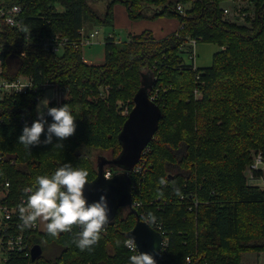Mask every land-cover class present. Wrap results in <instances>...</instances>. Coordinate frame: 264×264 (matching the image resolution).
<instances>
[{"label": "trees", "instance_id": "16d2710c", "mask_svg": "<svg viewBox=\"0 0 264 264\" xmlns=\"http://www.w3.org/2000/svg\"><path fill=\"white\" fill-rule=\"evenodd\" d=\"M0 1L22 7L21 29L0 24V42L6 45V76L15 79L31 73L36 82L48 79L69 86L71 99L65 103L76 117L75 133L59 141L62 146L56 145L54 138L52 144L29 149L18 141L25 125H0L1 177L10 180V201L28 197L26 189L33 187L38 175L51 174L65 163L86 168L87 179L93 180L98 166H93L92 151L110 150L117 157L122 149L118 137L127 116L119 114L116 101H126L130 94L134 98L133 91L157 76L155 86L166 88L156 101L162 117L148 143L151 152L145 185L133 192V198L139 199V194L149 213L161 218L167 229L175 230L168 259L157 264H186V256L196 252L201 259L198 264L204 260L208 264H241L244 250L264 248L263 244L248 245L250 240H264V187L249 183L246 175L253 151L264 155V0H255L256 17L250 25L227 21L221 10L224 0L197 1L184 18L177 5L189 0ZM101 3L104 11L98 8ZM120 3L133 20L176 17L185 27L178 35L161 40L145 30L116 42L115 36L106 32L104 62H85L84 49L76 47L82 38L80 30L114 25L113 8ZM52 35L67 38L70 44L59 53L46 51L42 42ZM187 36L222 47L210 67L198 69L200 81L184 62L181 46ZM25 50L28 58L21 55ZM103 85L112 87L110 103L87 99L90 93L98 94ZM195 88L202 91L201 98H195ZM46 89L0 102V117L24 116L31 119L30 126ZM129 105L131 109L132 101ZM263 175V171L254 172L255 177ZM192 193L200 204L190 210L193 201L187 196ZM136 220L127 206L119 208L88 250H80L74 243L77 228L57 236L21 228L28 233L30 246L40 244L43 253L35 261L31 256L13 259L14 264H128L133 253L124 241ZM179 230L183 233L178 234ZM45 243L56 244L61 251L48 257L44 255Z\"/></svg>", "mask_w": 264, "mask_h": 264}, {"label": "built area", "instance_id": "2783aa9c", "mask_svg": "<svg viewBox=\"0 0 264 264\" xmlns=\"http://www.w3.org/2000/svg\"><path fill=\"white\" fill-rule=\"evenodd\" d=\"M197 1L203 0H189L187 3H180L177 5V11L184 18L187 15V10L192 9L194 3ZM231 2L230 7H224V2ZM223 14L226 16H231L232 20H240L239 18L246 19L249 16V12L247 9L242 7V4L249 5L256 7L255 0H224L222 3ZM251 10V9H250ZM22 11V7L19 4H13L11 6L3 5L0 1V24L6 23L7 25L15 28L21 29L22 24L20 20V13ZM178 30L175 34H179V31L184 29L185 22L183 20L179 21ZM80 34L82 36L79 42H76V47L80 46L82 49L85 47H89L95 44V42L100 41V29L95 28L92 31H86L85 29L80 30ZM115 33L108 31L107 35L114 38ZM106 35V33H105ZM26 40L28 41L30 36L26 33ZM102 44L105 42V37L102 39ZM116 42L122 41L121 39H114ZM200 40L196 37L187 36L185 42L181 46L183 50V55L185 57L184 62L185 65L192 67L196 71V79L198 81L201 80L202 72L198 71V68L195 64L196 59V48ZM70 44L67 38L59 39L57 36L52 35L50 38L44 40L42 42L43 48L46 51H50L53 53L61 52L64 47ZM5 44L0 42V102H3L9 98L16 99L18 95L22 94H29V93H37L43 87H46L47 91L50 92V95L47 96L49 99V106L57 102L63 95L66 97L68 96V91L70 89L69 86L60 84V83H53L46 79L44 82H36L33 74L25 73L20 74L15 79H10L5 74L4 68V60H3V52L5 51ZM21 55L24 58H28L27 51H22ZM85 57V56H84ZM84 61L87 63H93L92 60H87L84 58ZM156 80L158 77L156 76ZM156 84V83H155ZM152 88L151 93H149L150 98L156 102L159 97H161L162 90H166V88H162L160 85H157ZM46 95V94H45ZM195 98L202 97V91L199 88L194 89ZM45 97V96H44ZM131 109L127 107L124 109L121 114L123 116L129 115ZM37 115V114H36ZM31 121L30 118L18 117L13 115H8L7 117H0V125L10 124V123H19V124H28ZM150 146H146L143 151L141 158L132 168V170L125 171L128 176L132 179V192L141 190L145 185L147 173L149 171V154H150ZM4 160V155L0 151V264H14L13 259L31 256V248L29 242V235L26 233L25 230L21 228H25L22 225V222L19 218V207L26 206L27 204V196H22L19 198L18 201H10L11 199V183L10 180L4 179L1 177V163ZM15 163L12 160V164ZM255 171H263L264 172V155L262 152L254 153L253 154V162L249 165V169L246 170L247 177L251 184H260L262 177H255ZM115 170L112 166H107L105 168L104 175L107 178H111L115 174ZM164 182L162 185H165ZM139 199L133 198V207L137 210L140 218L145 222L149 223L157 232H159L162 237V247L161 253L159 257L160 260H167L170 253V248L172 246V235L175 234V230H170L165 227L164 221L156 217L155 222H149L148 220V210L145 208L144 202L140 199L139 194L136 195ZM188 198L192 199L193 203L189 206L190 210L194 208H198L200 202L198 200L197 194L192 193L187 196ZM181 199H185L186 195H181ZM157 210L162 211V208L157 207ZM34 230L40 231L39 228V220L37 221L36 225L30 227ZM77 228L78 231L80 230L77 225L71 226V229ZM105 230V226L103 231ZM178 234H182L183 231L179 230ZM130 252L133 250L127 248ZM186 264H198L200 260H198V253L189 254L186 256ZM158 261V262H159ZM202 264H208L207 260H204Z\"/></svg>", "mask_w": 264, "mask_h": 264}, {"label": "clouds", "instance_id": "9594fccd", "mask_svg": "<svg viewBox=\"0 0 264 264\" xmlns=\"http://www.w3.org/2000/svg\"><path fill=\"white\" fill-rule=\"evenodd\" d=\"M37 118L29 126L25 124L18 141L25 147L43 144L62 146L59 141L72 136L76 130V117L72 107L65 103L61 106H49L47 97L36 105ZM48 117H51L49 121ZM44 139L41 140V134ZM88 170L65 163L51 174L38 175L29 193L26 206H20L19 218L25 228L36 225L39 219L46 221V231L57 236L77 225L79 232L74 243L80 250H88L100 239L104 226L110 220V204L107 195L102 193L99 199L89 200L85 194ZM161 180V183H164ZM149 222L156 217L148 214ZM117 243H120L117 241ZM124 244L133 250L128 264H157L150 252H140L135 236H129Z\"/></svg>", "mask_w": 264, "mask_h": 264}, {"label": "water", "instance_id": "95a60500", "mask_svg": "<svg viewBox=\"0 0 264 264\" xmlns=\"http://www.w3.org/2000/svg\"><path fill=\"white\" fill-rule=\"evenodd\" d=\"M154 83L155 79L146 81L135 93L134 106L118 137L122 146L121 152L111 159L99 157L97 176L93 180L87 179L85 194L90 201L99 199L102 193L107 195L111 208L107 224L115 219L119 208L127 206L137 218L134 227L127 233L128 237L135 236L138 250L152 253L158 263L163 237L142 220L133 207L132 179L125 172L132 170L139 161L143 149L154 137L162 117L161 107L149 95ZM106 166H114L118 171L111 178H107L104 175ZM42 253V246L34 244L31 248V259L35 261Z\"/></svg>", "mask_w": 264, "mask_h": 264}, {"label": "rangeland", "instance_id": "374dc122", "mask_svg": "<svg viewBox=\"0 0 264 264\" xmlns=\"http://www.w3.org/2000/svg\"><path fill=\"white\" fill-rule=\"evenodd\" d=\"M123 7L126 8L121 3L114 5L113 11H114V14H115V17H116L115 26L114 25H111V26H106V25L98 26V29H100V31H101V34L99 36L100 41L95 42V44L92 45V46L84 48L85 56L90 58V59H92L94 61L93 64H96V65L102 64L104 62V60H105V48L102 45L101 37L103 39L106 32L114 30L115 31V38L116 39H121L123 42L127 41L128 38L130 39V38L134 37V36L130 35L129 28L125 25V21L127 20V13H126L127 8L124 9ZM224 7H230V9H232L231 8V2H228V1L224 2ZM224 7H222V4H221V10L222 11H223ZM242 7L247 9L248 12H249V16L246 19L239 18L240 20L235 21V20H232L234 18H232L230 15L226 16L224 14H223V17L227 21L234 22V23H236L238 25H250L251 22L254 21V19L256 17V7L249 6V5L247 6V5H244V4H242ZM98 8H99L100 11H104L105 10V4L101 3L100 5H98ZM121 8H123V9H121ZM158 18H160V17H158ZM158 18H156V19H158ZM156 19L140 18V19H137L136 21H142L143 20L142 22H144V20L148 21V20H156ZM177 19H179V18H177ZM118 22H119V25H118ZM145 25L149 26L150 24L146 23ZM203 43H205V42L200 41L198 43L197 50L199 48V45H202V46L204 45ZM112 91H113L112 87H109L108 85L107 86L103 85V87L102 86L99 87V93L98 94L90 93V94L87 95V99L91 100V101H94V102H98L99 100L100 101H104L105 100L107 102V104H108V103H110V97H111V92ZM135 91H133L134 94L136 93ZM67 94H68L67 97L65 95H63L60 99H58L57 102H54L52 104H55V106L58 107V106L63 105L65 103V101H69L71 99V88L69 89ZM49 95H50V92L47 91L45 97H47ZM45 97H43V98H45ZM132 98H133L132 94H130V96L128 97V99L126 101H124L122 99H118L116 101V109L119 112V114H121V112L124 109H126L127 107H130L129 103L131 101L133 103V99ZM254 153H256V151H253V154ZM100 156H105L108 159H111V158L115 157V154L112 151H110V150H93L92 153H91V157L93 159V164H94L93 166H94L95 169L98 166L97 162H99L98 159H99ZM112 168L117 170V168L114 167V166ZM246 169L248 170L249 167H247ZM249 183H251V182L249 181ZM260 183H261L262 187H264V175H263ZM125 212H127V209L125 210ZM40 221H41L40 228L45 233L46 232V221H44L43 219H40ZM260 244H263L261 246H264V240L259 242V243H256L255 241H252V240H250L248 242V245H250V246H260ZM43 247H44V255H46L48 257L51 256L50 254L53 253V252L58 254L61 251V247L56 245V244H46L45 243V244H43ZM51 257H53V256H51ZM240 263L241 264H264V248H258V250H255V249L254 250H252V249L251 250H244L242 252V260H241Z\"/></svg>", "mask_w": 264, "mask_h": 264}, {"label": "crops", "instance_id": "0c3cea01", "mask_svg": "<svg viewBox=\"0 0 264 264\" xmlns=\"http://www.w3.org/2000/svg\"><path fill=\"white\" fill-rule=\"evenodd\" d=\"M126 13H127V20L125 21V25L129 28L130 35L132 36L139 35L145 30H148L152 32V35L155 39L161 40L175 33L178 30L179 23H180L179 19H177L176 17H160L156 20H148V21L144 20V22H142L143 20L136 21L130 18L128 10H126ZM115 23H116V17L114 14V26H115ZM146 23H149L150 25L146 26L145 25ZM118 25H119V22H118ZM203 44H204L203 46L199 45L198 50L196 48L195 64L198 69L210 67L213 63L214 55L220 50H222V47H220L218 44L213 43V42H205ZM102 45L104 46V44ZM84 58H86L89 61L92 60L86 56ZM255 185L262 187L261 183L255 184ZM40 223L41 221L39 219V228H40ZM40 231L44 232L41 230V228H40Z\"/></svg>", "mask_w": 264, "mask_h": 264}, {"label": "bare ground", "instance_id": "6f19581e", "mask_svg": "<svg viewBox=\"0 0 264 264\" xmlns=\"http://www.w3.org/2000/svg\"><path fill=\"white\" fill-rule=\"evenodd\" d=\"M104 32V31H103ZM120 37V36H119ZM156 66V65H155ZM149 77V76H148ZM103 87V86H102ZM10 115V114H9ZM13 115V114H12ZM3 116V115H2ZM7 116H8V114H7ZM257 153V152H256ZM118 170V169H117ZM116 171V170H115ZM264 193V192H263ZM208 202V201H207Z\"/></svg>", "mask_w": 264, "mask_h": 264}]
</instances>
